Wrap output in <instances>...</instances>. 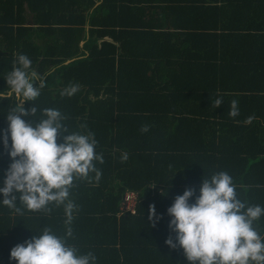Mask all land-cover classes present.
I'll return each mask as SVG.
<instances>
[{
  "label": "trees",
  "instance_id": "trees-1",
  "mask_svg": "<svg viewBox=\"0 0 264 264\" xmlns=\"http://www.w3.org/2000/svg\"><path fill=\"white\" fill-rule=\"evenodd\" d=\"M20 54L44 86L33 101H0V131L14 104L35 106L34 119L55 108L69 132L94 134L103 158L98 181L90 173L69 190L65 239L79 254L95 264H188L164 243L166 208L221 171L246 206L264 208V0H0L3 90ZM70 85L78 91L62 96ZM9 163L0 146V181ZM128 192L134 213L121 209ZM19 207L0 206V264H15L10 249L42 228L64 236L69 226L63 206ZM253 227L264 237V215Z\"/></svg>",
  "mask_w": 264,
  "mask_h": 264
},
{
  "label": "clouds",
  "instance_id": "clouds-1",
  "mask_svg": "<svg viewBox=\"0 0 264 264\" xmlns=\"http://www.w3.org/2000/svg\"><path fill=\"white\" fill-rule=\"evenodd\" d=\"M15 65L4 77L7 89L0 88V101L10 97L20 102L35 100L44 86L42 77L24 54L17 56ZM78 88L67 86L61 95L70 97ZM221 103L217 98L214 107ZM36 112L33 105L25 110L14 104L3 116L7 128L0 131V146L10 163L0 181V206L17 213L21 211L19 206L33 212L48 210L52 204L63 206L65 224L69 226L64 236L42 228L13 246L9 258L15 264H95L91 252L79 254L65 237L72 235L70 225L76 206L69 199V190L73 181L89 178L90 173L97 181L100 178L96 163H102L103 158L95 151L97 141L91 132H69L58 109H42V115L34 119ZM237 115V101L232 100L229 116ZM141 131H147V127ZM126 158L124 154L122 159ZM161 195H166V189ZM166 215L170 235L164 243L170 249L179 247L188 264H264V237L253 227V222L264 215V208L246 206L237 197L228 173L221 171L201 178L198 189L186 188L173 198ZM148 219L152 225L161 219L152 206Z\"/></svg>",
  "mask_w": 264,
  "mask_h": 264
},
{
  "label": "built area",
  "instance_id": "built-area-1",
  "mask_svg": "<svg viewBox=\"0 0 264 264\" xmlns=\"http://www.w3.org/2000/svg\"><path fill=\"white\" fill-rule=\"evenodd\" d=\"M136 194L133 192H128L124 195L122 200L121 209L124 211H129L134 213Z\"/></svg>",
  "mask_w": 264,
  "mask_h": 264
}]
</instances>
